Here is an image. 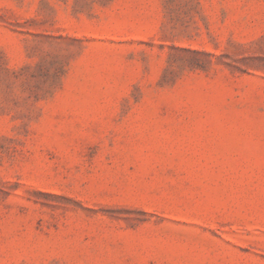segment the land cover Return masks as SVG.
I'll list each match as a JSON object with an SVG mask.
<instances>
[{
    "label": "rangeland",
    "instance_id": "obj_1",
    "mask_svg": "<svg viewBox=\"0 0 264 264\" xmlns=\"http://www.w3.org/2000/svg\"><path fill=\"white\" fill-rule=\"evenodd\" d=\"M0 264H264V0H0Z\"/></svg>",
    "mask_w": 264,
    "mask_h": 264
}]
</instances>
